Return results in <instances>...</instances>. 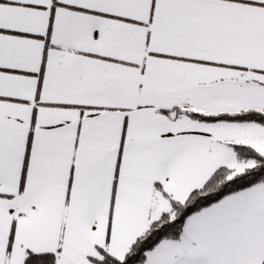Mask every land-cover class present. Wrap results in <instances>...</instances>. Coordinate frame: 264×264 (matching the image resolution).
I'll return each instance as SVG.
<instances>
[{"label":"snow or ice","instance_id":"6c2138e0","mask_svg":"<svg viewBox=\"0 0 264 264\" xmlns=\"http://www.w3.org/2000/svg\"><path fill=\"white\" fill-rule=\"evenodd\" d=\"M0 264H264V0H0Z\"/></svg>","mask_w":264,"mask_h":264}]
</instances>
